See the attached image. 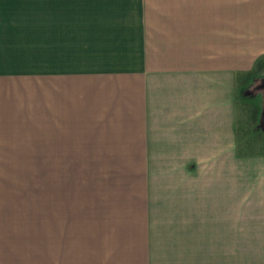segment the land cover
Returning a JSON list of instances; mask_svg holds the SVG:
<instances>
[{
	"label": "crops",
	"instance_id": "crops-1",
	"mask_svg": "<svg viewBox=\"0 0 264 264\" xmlns=\"http://www.w3.org/2000/svg\"><path fill=\"white\" fill-rule=\"evenodd\" d=\"M14 29L52 61L53 171L84 188L64 244H13ZM259 78L264 0H0V264H264V148L239 97ZM125 157L133 185L108 165L110 196L92 187L87 158Z\"/></svg>",
	"mask_w": 264,
	"mask_h": 264
},
{
	"label": "rangeland",
	"instance_id": "rangeland-1",
	"mask_svg": "<svg viewBox=\"0 0 264 264\" xmlns=\"http://www.w3.org/2000/svg\"><path fill=\"white\" fill-rule=\"evenodd\" d=\"M48 32L45 30L41 33L47 35ZM13 33L14 72L26 76L23 81L14 80V119L20 121L21 117L24 123L14 125L13 154L10 158L11 198L7 208H10V216H12L13 244L47 246L64 244L68 241L66 239L64 242V216H84L81 207L82 203L84 204V188L83 185L77 184L75 179L77 174H66L62 172L63 167H59L61 169L57 174L53 171L55 158L49 136L52 133L53 113L58 114L60 110L53 107L52 83L48 85L44 80L45 85L40 86L38 84L40 78L39 81L36 78L38 70L51 74L52 61L38 59L36 29H14ZM242 82L245 83H240V100L249 102L245 104L248 135L252 142L249 148H252L253 152H261L264 148V129L260 128L264 117V92H260L259 88L262 78ZM39 86L44 92H38ZM252 88L255 92H259V103L254 101L256 95L250 91ZM61 113L64 115L63 109ZM61 118L63 119L62 116ZM57 160L60 162L65 158L58 157ZM129 161L130 157L114 160L105 158L103 162L101 158H94V162L87 158V165L92 169L90 174L97 181L92 187L106 194V197L110 196V183H100L97 173L108 165L109 169L112 167L111 170L114 166H120L119 176L122 184L127 182L133 185V181L130 183V176H127L131 172H126L125 164ZM100 162L103 166L98 165ZM132 190H135L134 186L130 189ZM89 194L90 201L92 193ZM93 206V212L90 211L88 216H96L95 213L100 206L97 202L93 203ZM68 211L69 215H67ZM98 212L107 215L106 209ZM54 216H57L56 221ZM71 239L77 241L73 236Z\"/></svg>",
	"mask_w": 264,
	"mask_h": 264
},
{
	"label": "trees",
	"instance_id": "trees-1",
	"mask_svg": "<svg viewBox=\"0 0 264 264\" xmlns=\"http://www.w3.org/2000/svg\"><path fill=\"white\" fill-rule=\"evenodd\" d=\"M260 128L264 129V117H263L262 120H261Z\"/></svg>",
	"mask_w": 264,
	"mask_h": 264
},
{
	"label": "water",
	"instance_id": "water-1",
	"mask_svg": "<svg viewBox=\"0 0 264 264\" xmlns=\"http://www.w3.org/2000/svg\"><path fill=\"white\" fill-rule=\"evenodd\" d=\"M260 88L264 90V79L262 80V84H261Z\"/></svg>",
	"mask_w": 264,
	"mask_h": 264
}]
</instances>
